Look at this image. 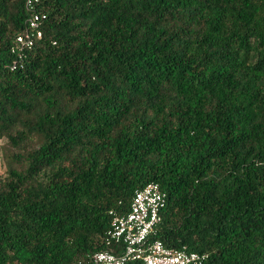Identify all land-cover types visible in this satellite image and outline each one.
I'll return each instance as SVG.
<instances>
[{"label":"trees","instance_id":"obj_1","mask_svg":"<svg viewBox=\"0 0 264 264\" xmlns=\"http://www.w3.org/2000/svg\"><path fill=\"white\" fill-rule=\"evenodd\" d=\"M36 11L40 37L19 53L31 13L0 0V264L105 250L110 212L149 182L167 195L151 240L264 264V0Z\"/></svg>","mask_w":264,"mask_h":264},{"label":"built area","instance_id":"obj_2","mask_svg":"<svg viewBox=\"0 0 264 264\" xmlns=\"http://www.w3.org/2000/svg\"><path fill=\"white\" fill-rule=\"evenodd\" d=\"M40 0H25L30 11L24 31L15 38V48L19 53L30 48L34 39L40 37L38 31L45 15L36 11ZM14 50V48H13ZM167 195L155 182H149L136 190L128 211H111V223L104 236L105 250L96 251L71 264H128L139 261L141 264H203L208 255L166 247L159 240H151L156 225L161 220V212L166 205Z\"/></svg>","mask_w":264,"mask_h":264},{"label":"rangeland","instance_id":"obj_3","mask_svg":"<svg viewBox=\"0 0 264 264\" xmlns=\"http://www.w3.org/2000/svg\"><path fill=\"white\" fill-rule=\"evenodd\" d=\"M0 146H1V142H0ZM4 171H5V165H4L2 154H1V151H0V175L1 176L4 175Z\"/></svg>","mask_w":264,"mask_h":264}]
</instances>
